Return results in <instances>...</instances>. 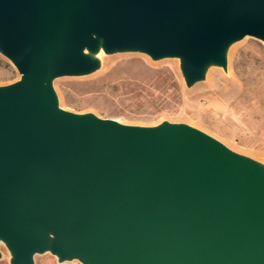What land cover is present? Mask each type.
<instances>
[{
    "label": "water",
    "instance_id": "95a60500",
    "mask_svg": "<svg viewBox=\"0 0 264 264\" xmlns=\"http://www.w3.org/2000/svg\"><path fill=\"white\" fill-rule=\"evenodd\" d=\"M264 41V0H0V243L12 264H264V163L188 123L60 105L101 52L180 60L185 83Z\"/></svg>",
    "mask_w": 264,
    "mask_h": 264
},
{
    "label": "rangeland",
    "instance_id": "374dc122",
    "mask_svg": "<svg viewBox=\"0 0 264 264\" xmlns=\"http://www.w3.org/2000/svg\"><path fill=\"white\" fill-rule=\"evenodd\" d=\"M227 68L213 65L205 79L186 85L180 60H154L141 52H101V66L86 76L54 81L60 105L95 112L132 125L164 121L188 123L226 146L264 163V41L246 36L228 50ZM20 75L0 53V84ZM35 264H63L51 252L35 255ZM0 243V264H12ZM67 264H83L79 260Z\"/></svg>",
    "mask_w": 264,
    "mask_h": 264
}]
</instances>
